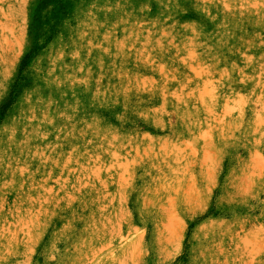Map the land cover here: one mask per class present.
Wrapping results in <instances>:
<instances>
[{"label": "rangeland", "instance_id": "rangeland-1", "mask_svg": "<svg viewBox=\"0 0 264 264\" xmlns=\"http://www.w3.org/2000/svg\"><path fill=\"white\" fill-rule=\"evenodd\" d=\"M0 264H264V0H0Z\"/></svg>", "mask_w": 264, "mask_h": 264}]
</instances>
